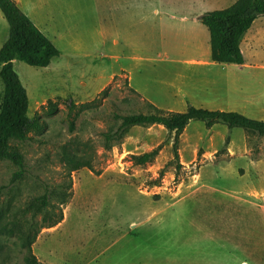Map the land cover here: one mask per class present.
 <instances>
[{"label":"rangeland","instance_id":"obj_1","mask_svg":"<svg viewBox=\"0 0 264 264\" xmlns=\"http://www.w3.org/2000/svg\"><path fill=\"white\" fill-rule=\"evenodd\" d=\"M109 1L113 0H20L19 6L57 48L76 39L97 50L103 49L105 40L109 44L113 41L111 30L100 35L107 25ZM237 1L148 0L147 18L152 23L161 13L189 16L227 8ZM134 7L132 25L125 31L126 39L131 40L130 49L124 46V32L117 36L120 55L144 49L143 55L154 62L129 65L135 72L133 83L153 95L165 94L166 90L170 95L179 89L186 92L190 85L204 87L200 78L205 69L194 71L189 65L159 57L166 52L180 58L198 53L188 44L193 40L192 30L187 25L181 27L179 21L165 19L163 30L153 27L142 34L143 18ZM121 21L117 17V27L121 23L122 28ZM202 26L209 39L208 28ZM253 28L254 44L242 51L247 66L231 68L228 75L253 72L264 80V15L257 18ZM8 36L9 24L0 9V49ZM62 37L63 42L59 41ZM122 62L126 61H99L82 54H60L48 67L14 61L29 96V116L38 117L43 128L31 133L27 141H12L25 158L20 179L13 181L19 169L15 164L0 161V211L10 208L6 221L16 220L14 223L25 232L29 230L27 223H34L33 231L38 235L33 252L46 264H204L232 255L237 260L243 258L244 264H264V194L251 192L255 188L264 193V164L240 156L229 160V156H222L230 139L220 146L216 140L214 149L210 148L213 159H203L209 151L206 146L190 149L186 143L182 159L179 139L180 158L176 160L173 144L165 147L174 142V134L157 124L134 126L121 140L106 142L105 133L121 123L116 114L156 111L155 105L131 87L124 72L103 87ZM169 65L174 67L171 74L166 71ZM259 86L260 96L255 95L258 89L244 96L264 100V83ZM3 90L0 78V94ZM162 97L167 100L166 95ZM50 100L58 104L52 113ZM72 102L75 107L71 110ZM189 124V133L194 136L190 145H195L210 128L198 120ZM217 124L227 131V138L232 135L239 142V135L246 133L254 149H264V136ZM152 138L157 141L149 143ZM158 146L161 150L153 161L134 163L133 156ZM198 149L199 155L194 157ZM78 162L88 166H78ZM76 166L79 168L74 170ZM182 185L184 194L174 197ZM47 192L51 195L50 213L45 223L44 213L30 206ZM62 215L61 222L47 226ZM24 253L18 231L12 236L0 235V264H24Z\"/></svg>","mask_w":264,"mask_h":264},{"label":"trees","instance_id":"obj_2","mask_svg":"<svg viewBox=\"0 0 264 264\" xmlns=\"http://www.w3.org/2000/svg\"><path fill=\"white\" fill-rule=\"evenodd\" d=\"M0 9L9 24V36L0 49V78L4 85L0 94V161L8 160L19 169L15 172L13 181L20 179L25 169L23 153L13 145L12 141L24 142L32 138L31 133H39L43 124L38 117L29 116V96L14 68V61L20 60L30 66L48 67L54 58L60 55V50L38 28L30 17L23 12L16 0H0ZM264 15V0H238L232 6L205 12L200 21L210 33L211 58L214 62L245 64V56L241 43L252 27L255 20ZM49 112L58 109L57 102L49 101ZM75 104H70L71 110ZM153 113H133L128 115L116 114L121 120L120 125L113 131L105 133L106 142L114 139L121 140L134 126L162 125L174 134L173 151L179 160V139L188 124L193 120L203 121L207 128L217 123H224L230 129L240 127L247 132L264 136V121L247 117L239 112L209 110L190 106L185 112H167L152 106ZM161 146L152 151L133 156L134 163L145 165L153 161L159 154ZM86 167L88 164L79 163ZM76 166L74 170L79 167ZM50 193L47 192L36 198L31 208L44 213L43 220L48 221L50 213ZM10 208L0 211V235L12 236L18 231L25 249L24 264H46L41 262L33 252L38 231L34 230L31 220L27 223V232L18 227L11 218ZM15 216V215H14ZM35 220V217L31 218ZM50 219V218H49ZM63 219V215L47 226L52 227ZM6 221V222H5ZM24 227V226H23Z\"/></svg>","mask_w":264,"mask_h":264},{"label":"crops","instance_id":"obj_3","mask_svg":"<svg viewBox=\"0 0 264 264\" xmlns=\"http://www.w3.org/2000/svg\"><path fill=\"white\" fill-rule=\"evenodd\" d=\"M19 1L20 0H16L18 5H19ZM147 4H148V0H120L116 2L115 0H113L112 3L109 1V8L107 12V21H106L107 25L101 29L100 35L105 36L111 30V32H113L112 44H109V42H107L104 39L105 42H103V49L95 50V49L86 48L87 46H85L83 43L79 42V40L76 39H72V41L68 40L67 43H64L63 42L64 37H62L60 38L59 41L63 43L62 44L60 43V47H58L61 52L60 53L61 56H63V54H82L86 58H94L99 61H101V59H110L115 62H120L121 60L126 61L120 63L118 67L119 71H117L116 69L111 72L109 79L103 85V87L105 85H110L111 83H113L115 77L119 76L121 73L124 72L127 74L130 81V85L133 89L141 93L145 100L152 103L157 108L165 110L167 112H185L186 107L189 108L190 106H195L198 108L204 107L205 109H209V110L239 112L246 115L249 118L264 121V100H262L261 98L258 100H253V98L244 96L246 95V92H248L249 90H254L255 93L256 91L255 89H258L260 87L259 85L264 83V80H262V78H260L258 75L254 74L253 72H248V74L246 75H234V76L228 75V70H231V68L238 70L244 69L247 66L246 62L243 65H238L234 63H219V62H214L212 60L210 38L208 39L207 36L205 37L207 31L205 32V29L202 26V22L200 21L201 16L205 12L199 11L189 16L187 15L177 16L174 13H169V14L161 13L162 16L159 20H154L152 23H149L147 18V11H146ZM134 5H136V12L139 13L143 18L140 21L141 24H143V30L142 29L140 30L142 34H146L148 28H153V27L154 29L160 27V30H163L165 19H168L169 21H179L181 27L185 29V25H187L186 27L192 30L193 40L190 41L188 44H191L193 50H195V52L198 53H194V55L190 57L180 58L173 56L171 57V53L166 52L165 54L160 53L159 57L160 59L168 58L170 63H174L177 65L180 63L186 66L189 65L191 68H194V71H197L198 69H205V74H203V77L200 78V80L204 82V87L202 85L199 87L197 85L194 86L190 85V88L188 87L187 88L188 90H186V92H182V89H179L178 93H173V95H170V93L166 90L165 94L161 92V93H156V95H153L152 93H149L150 91H147L143 87H140L133 83V76L135 72L128 66L135 62H140V61L143 62L145 60L152 61L151 60L152 57L149 58L143 55L144 49H137L138 52L137 54H134V52L130 50V53L124 52L120 55V50H119L120 40L118 39L117 36H121L122 32H124V35L122 37L124 46H127L129 49L131 46L130 45L131 40L128 41L126 39L125 31H127L132 25L131 18L133 11L135 10ZM121 11L122 13H120ZM117 17L122 20L121 21L122 28L120 27L121 23L117 27V22H116ZM256 22L257 19L255 20L252 27L250 28V30L248 31L247 35L244 37L241 43V49L244 52L245 49L252 47L254 44L255 37L252 36V33L254 34V32H256L255 28H253ZM51 41L54 43L53 40ZM175 49L177 50L178 48L175 47ZM127 62H130V64ZM173 69L174 67L169 65L166 68V71L169 74H171ZM205 84H207V86ZM103 87H101V89ZM261 88H264V86ZM259 89L256 91L255 94L256 96L259 93ZM178 94L181 95L179 96ZM163 95H166L167 97L166 101H163V97H162ZM262 96L264 95L262 94ZM189 125L190 124H188V126L185 128V130L180 136V155L182 159L184 158L183 143L188 144L190 149L199 146V144H202V146H206V148L209 151H207L206 154H204L203 159L204 157L205 159L207 158L213 159L215 155L211 151L214 149L213 146L216 140H217V146H220L223 145L227 139H230L227 146V150L225 154H223L222 156H229L228 160L231 159L232 157L240 156L246 159H250L251 162L255 164H264V149H262V146H258L256 149H254L250 145L246 133L244 134L242 133L241 135H239L240 138L238 137L239 140L238 142L237 140L235 141V139L231 134H230L231 136L227 138V131H225V129L222 126H219V124H215L212 128L209 129V132L207 133L206 136L202 135L200 138L197 139L195 145H190L191 142L190 139L194 136L192 133H189V127H190ZM159 126L166 129L162 125ZM217 131H220L219 135H215V132ZM156 141L157 140L152 138L149 141V143H154ZM172 144L173 142L170 141L169 144L166 145L165 147H171ZM210 148L213 149L211 150ZM199 150L200 149L196 150V156L194 157H198ZM254 151H256V153ZM261 173H263V171ZM193 179H195V181H198V178H193ZM190 183L188 185H190ZM184 185L180 186L176 190L174 197H180L184 194L183 193V188L185 187ZM257 190L258 189L252 188L251 192L256 191L257 196H259L260 194H264V193H260ZM244 262L245 260L243 258L237 260L236 256L232 255L230 257H225V258L221 257L217 259H211L209 262H206L204 264H244Z\"/></svg>","mask_w":264,"mask_h":264}]
</instances>
